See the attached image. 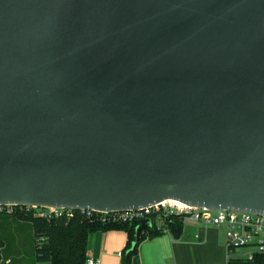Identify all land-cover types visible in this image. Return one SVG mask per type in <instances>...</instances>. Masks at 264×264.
<instances>
[{"label": "water", "instance_id": "1", "mask_svg": "<svg viewBox=\"0 0 264 264\" xmlns=\"http://www.w3.org/2000/svg\"><path fill=\"white\" fill-rule=\"evenodd\" d=\"M167 199L264 215V0H0V204Z\"/></svg>", "mask_w": 264, "mask_h": 264}, {"label": "crops", "instance_id": "2", "mask_svg": "<svg viewBox=\"0 0 264 264\" xmlns=\"http://www.w3.org/2000/svg\"><path fill=\"white\" fill-rule=\"evenodd\" d=\"M182 222L178 238L164 232L143 239L131 258V264H255L248 258L245 248L227 250L222 226L206 225L189 216H183ZM0 230L14 231L25 246L33 242L31 225L23 219L0 214ZM127 241L128 235L123 230L92 232L87 238L86 256L97 259L99 264H121V253L126 249ZM0 242L2 244V240ZM21 252H17V258L21 259ZM9 260L10 257L5 261Z\"/></svg>", "mask_w": 264, "mask_h": 264}, {"label": "trees", "instance_id": "3", "mask_svg": "<svg viewBox=\"0 0 264 264\" xmlns=\"http://www.w3.org/2000/svg\"><path fill=\"white\" fill-rule=\"evenodd\" d=\"M16 218L28 221L33 230L34 261L27 263L20 258L6 262L8 258L2 253L0 242V264H84L87 256V238L95 231L118 229L128 235L127 247L121 253V264H131V258L136 253L139 243L145 238H153L164 232H169L173 238L181 235L183 222L182 214L172 213L163 218L161 227H157L155 217H150V224L143 229L138 242L130 249L131 241L135 234L138 220L130 222L102 224L97 220L85 218L79 211H74L72 216L65 214L50 216L48 218L35 216L31 210L17 212ZM255 264H264L260 255L254 256Z\"/></svg>", "mask_w": 264, "mask_h": 264}, {"label": "built area", "instance_id": "4", "mask_svg": "<svg viewBox=\"0 0 264 264\" xmlns=\"http://www.w3.org/2000/svg\"><path fill=\"white\" fill-rule=\"evenodd\" d=\"M25 210H31L33 215L46 218L62 214L72 216L74 211H79L85 218L97 220L102 224L140 221L142 219L150 220L149 216L153 215L158 228L161 227L163 218L167 215L172 213L182 214L206 225L222 226L225 231V246L228 251L234 248H253V250L248 251V258L254 260V256L257 254L264 259V215L251 211L209 209L188 205L178 207L163 201L136 209L120 211L0 204V214L4 215L13 216L15 213L25 212ZM84 264H99V262L94 258H86Z\"/></svg>", "mask_w": 264, "mask_h": 264}, {"label": "rangeland", "instance_id": "5", "mask_svg": "<svg viewBox=\"0 0 264 264\" xmlns=\"http://www.w3.org/2000/svg\"><path fill=\"white\" fill-rule=\"evenodd\" d=\"M0 240H2V253L4 256L15 260L18 257L17 252L22 251V261L27 263H32L34 261L33 245L31 241L29 242V246H25V243L20 241L15 232L9 230L6 232L0 230ZM245 250L249 251L253 250V248H245ZM251 261L255 263V260Z\"/></svg>", "mask_w": 264, "mask_h": 264}, {"label": "bare ground", "instance_id": "6", "mask_svg": "<svg viewBox=\"0 0 264 264\" xmlns=\"http://www.w3.org/2000/svg\"><path fill=\"white\" fill-rule=\"evenodd\" d=\"M163 202L168 203L170 205H175V206H178V207H182V206L185 205L184 203H182L180 201L172 200V199H167V200H164Z\"/></svg>", "mask_w": 264, "mask_h": 264}]
</instances>
